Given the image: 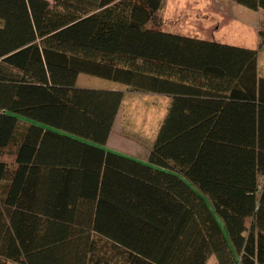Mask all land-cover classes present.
Listing matches in <instances>:
<instances>
[{"label": "trees", "instance_id": "16d2710c", "mask_svg": "<svg viewBox=\"0 0 264 264\" xmlns=\"http://www.w3.org/2000/svg\"><path fill=\"white\" fill-rule=\"evenodd\" d=\"M164 1L0 0V264H264V31L164 32ZM83 74L171 98L149 164L103 148L125 95Z\"/></svg>", "mask_w": 264, "mask_h": 264}, {"label": "rangeland", "instance_id": "374dc122", "mask_svg": "<svg viewBox=\"0 0 264 264\" xmlns=\"http://www.w3.org/2000/svg\"><path fill=\"white\" fill-rule=\"evenodd\" d=\"M157 21L166 32L205 40L215 37L216 40L231 45L238 44L235 42L249 33L246 27L241 26L246 29L244 31L235 26L249 25L264 30V12H253L228 0H165L157 13ZM260 66L261 73L264 74V52L260 57ZM105 82L116 85L89 75L83 74L79 77L80 85L84 84L93 89L104 88ZM12 84L0 79V87L6 88L0 104H6L12 97ZM168 102L156 94L128 92L117 125L119 132L125 134L119 142L126 144L127 140H132L130 142L135 147L136 155H144L143 150H147L149 143L152 146L153 140H156L168 110ZM208 264H217L216 258L212 257Z\"/></svg>", "mask_w": 264, "mask_h": 264}, {"label": "crops", "instance_id": "0c3cea01", "mask_svg": "<svg viewBox=\"0 0 264 264\" xmlns=\"http://www.w3.org/2000/svg\"><path fill=\"white\" fill-rule=\"evenodd\" d=\"M241 26L246 27V29L249 30V33L243 35L242 38L238 39L235 42V43H238V44H234V45L227 44L224 41L216 40L215 37H213L211 39H207L206 41H214V42H218V43H221V44H226V45H230V46H236V47H239V48H244V49H249V50H258L259 49V46H260V38H259V34L258 33L260 31H262V30H259L258 28L254 27V26H249V25H240V26L238 25V26H235V27L244 30V27H241ZM163 31L166 32L165 30H163ZM168 33H171V32H168ZM172 34H174V33H172ZM177 35H178V33H177ZM189 37H191V36H189ZM193 38H198V37H195L194 36ZM198 39L205 40L203 38H198ZM263 52H264V50L262 51V53L259 56V64H258L259 72H260L259 75H261V77H264V74L261 73V66H260V57L263 54ZM108 82L111 83V84H116V83H113L111 81H108ZM78 84H79V81H78ZM105 84L107 86L105 85L104 88H96V89H99V90H107V91H120V92H123L124 95H125L124 100L127 98L128 92H131V91H129V89L127 87H125V86L124 87H121V86H119V84H116L118 86H116V85H110V84H108L106 82H105ZM79 87L80 88H88L87 85H84V84H82V85L79 84ZM88 89H93V88H88ZM131 93H133V92H131ZM158 96H162L164 99H167L169 101L168 102V108H169L171 98L168 97V96L159 95V94H158ZM124 100H123V103H124ZM123 103H122V106L120 108L119 114L117 116V119H116V122H115V125H114V128H113V131H112V133L110 135V138L108 140V143L103 148L105 150H107V151L116 153V154L121 155L123 157H127V158H130V159L136 160V161L141 162L143 164H149L148 160H149V156H150V153H151V149H152V147L154 145L155 140H153L154 142H153L152 146H151V143H149L148 149L147 150H145V149L143 150V152L145 154L142 153L144 155H141V156L136 155L137 152L134 150L135 147L133 146V143L130 142L132 140H130V141L129 140H127V141L125 140L126 141V144H123L122 142H119V141H122L121 139H123V137L125 136V134L123 132L121 133V131L119 132V130L117 129V125L119 123V116H120V113L122 112L123 107H124L123 106ZM167 112H168V110H167ZM166 115H167V113H166ZM165 117H164V119H165ZM20 119H21L22 123H25L27 126L34 124V125L43 127V126H41L39 124L33 123V122L25 119V118H20ZM164 119H163V121H164ZM163 121L161 123V126L163 124ZM161 126H160V129H161ZM44 128L46 130L49 129V130H52L53 131L52 128H47V127H44ZM160 129H159V131H160ZM159 131H158V134H159ZM58 133H60V132H58ZM60 134H62V133H60ZM119 137H121V138L119 139ZM117 140H118V142H117ZM168 173H170V172H168Z\"/></svg>", "mask_w": 264, "mask_h": 264}]
</instances>
